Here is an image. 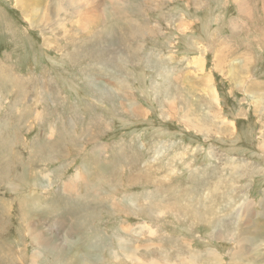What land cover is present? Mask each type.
<instances>
[{
  "label": "rangeland",
  "instance_id": "374dc122",
  "mask_svg": "<svg viewBox=\"0 0 264 264\" xmlns=\"http://www.w3.org/2000/svg\"><path fill=\"white\" fill-rule=\"evenodd\" d=\"M262 45L264 0H0V264H264Z\"/></svg>",
  "mask_w": 264,
  "mask_h": 264
},
{
  "label": "bare ground",
  "instance_id": "6f19581e",
  "mask_svg": "<svg viewBox=\"0 0 264 264\" xmlns=\"http://www.w3.org/2000/svg\"><path fill=\"white\" fill-rule=\"evenodd\" d=\"M66 183V182H65ZM64 185V184H63ZM71 185V184H70ZM71 187V186H70ZM59 224H62L61 223V221H60V219H57V225H59ZM59 226H61V225H59ZM35 228L33 227L32 229H31V231L33 232V233H35L36 235H38V234H40L41 232L40 231H36V230H34ZM256 234H257V232H256ZM263 235V234H262ZM233 243H235V245H236V248L234 249V254L232 255V256H230L232 259L234 258V259H236L235 257H240V258H243V256L242 255H244L245 256V254L242 252V244H243V241L240 239V237H238L237 239H235L234 241H233ZM245 247V246H244ZM132 251L135 253L136 251L135 250H133L132 249ZM245 252V251H244ZM236 254V255H235ZM135 255H136V253H135ZM212 255V254H211ZM32 257H34L33 255H32ZM135 258L137 259V256H135ZM210 258H214V259H216L215 258V255H213V256H210ZM192 260V262H193V259H191ZM151 261V260H150ZM215 263V262H214ZM216 264V263H215Z\"/></svg>",
  "mask_w": 264,
  "mask_h": 264
},
{
  "label": "crops",
  "instance_id": "0c3cea01",
  "mask_svg": "<svg viewBox=\"0 0 264 264\" xmlns=\"http://www.w3.org/2000/svg\"><path fill=\"white\" fill-rule=\"evenodd\" d=\"M263 51H264V45H262Z\"/></svg>",
  "mask_w": 264,
  "mask_h": 264
}]
</instances>
